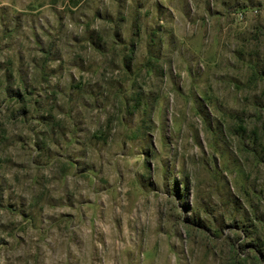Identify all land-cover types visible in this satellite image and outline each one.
<instances>
[{
    "label": "rangeland",
    "instance_id": "1",
    "mask_svg": "<svg viewBox=\"0 0 264 264\" xmlns=\"http://www.w3.org/2000/svg\"><path fill=\"white\" fill-rule=\"evenodd\" d=\"M0 264H264V0H0Z\"/></svg>",
    "mask_w": 264,
    "mask_h": 264
}]
</instances>
